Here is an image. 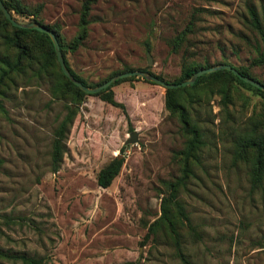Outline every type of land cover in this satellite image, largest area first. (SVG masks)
Instances as JSON below:
<instances>
[{
	"label": "rangeland",
	"instance_id": "374dc122",
	"mask_svg": "<svg viewBox=\"0 0 264 264\" xmlns=\"http://www.w3.org/2000/svg\"><path fill=\"white\" fill-rule=\"evenodd\" d=\"M19 1L30 10L40 6L35 20L54 28L65 47L76 37L84 0ZM248 8L264 27V0H94L85 39L64 57L90 87L139 69L172 82L183 65L220 64L245 69L264 85V60L252 64L262 45ZM111 90L128 119L84 96L51 173L52 131L69 97L54 99L42 81L19 80L7 89L0 101V250L8 258L0 264H23L19 256L44 264H123L130 251L136 264H183L159 234L143 241L167 186L181 177L186 139L180 124L165 111L158 85L135 79ZM263 100L239 88L228 114L216 95L196 108L205 146L177 193L194 232L181 230L188 264H264V177L251 188L250 167L233 163L231 148L239 129L262 114ZM132 131L136 142L127 144ZM115 156L123 163L102 189L96 174Z\"/></svg>",
	"mask_w": 264,
	"mask_h": 264
},
{
	"label": "trees",
	"instance_id": "16d2710c",
	"mask_svg": "<svg viewBox=\"0 0 264 264\" xmlns=\"http://www.w3.org/2000/svg\"><path fill=\"white\" fill-rule=\"evenodd\" d=\"M1 2L15 22H34L44 26L35 20L39 14L40 6L30 10L19 0H1ZM93 2L94 0H84L81 4L78 18V32L68 47L62 45L59 35L54 28L44 26L54 34L65 67L70 75L87 88L93 87L87 86V84L68 67L64 57V51H75L85 39L88 24L87 15L90 5ZM247 13L249 16L248 24L258 33L262 45V51L257 60L252 61L253 65H259L264 60V27L260 24L252 9L248 8ZM16 16L24 19L31 16V18L27 19L26 22H20L17 20ZM175 46H177V44ZM0 48L2 51L0 53V101L5 97L7 89L9 87H15L19 80H24L27 83H30V81H42L47 83L49 92L54 99L69 97L70 104L65 106L66 113L58 121L52 131L49 160L50 171L51 173H55L58 171L65 151L64 140L66 139V135L75 116L77 110L76 106L82 101V98L88 94L80 91L63 76L57 64L52 44L47 35L31 29L14 28L5 20L1 13ZM204 68L208 67L183 65L179 77L172 82H167L158 76L155 77L165 83L178 84L189 80L193 73ZM234 69L241 75L257 81L252 78L245 69ZM136 71L151 74L144 69ZM135 79L148 83L142 78L132 76L117 80L107 88L98 93L90 94V96L97 97L100 101L120 109L125 119H128L124 106L114 100L111 88L121 82ZM103 82L96 84L94 87ZM260 84L263 85L262 83ZM239 88L251 91L264 99L263 92L240 81L237 77L225 70H218L201 75L197 77L190 86L176 89L163 88V107L167 113L177 118L186 142L184 151L181 154V177L175 183L167 186V196L163 197L160 201L159 216L147 226L143 241H146L150 236L156 239L159 234L163 239L170 241L175 251L174 255L177 256L183 264L188 263L183 259L180 249L179 242L182 237L181 230L185 228L190 234H194V232L187 215L183 212V208L177 200V193L179 189L184 187L189 177L193 175V169L199 165L200 154L205 146L204 134L195 111L201 103L208 102L213 95H216L219 97L220 110L228 114V111H226L227 106L231 104L233 95L239 91ZM0 112H3L1 103ZM228 116L229 115H227V117ZM257 117V119H254L251 126L245 125L242 129H239V133L234 137L231 147L232 162L237 163L238 161H242L250 167L249 184L251 188L260 187L264 177V100L262 102V114ZM225 122H228V118ZM122 163V158L117 159V156L112 158L97 172L95 177L96 185L102 189L107 188L119 173ZM3 258L8 257L0 250V260ZM17 258H19L23 264H44L41 258L24 256H19Z\"/></svg>",
	"mask_w": 264,
	"mask_h": 264
},
{
	"label": "water",
	"instance_id": "95a60500",
	"mask_svg": "<svg viewBox=\"0 0 264 264\" xmlns=\"http://www.w3.org/2000/svg\"><path fill=\"white\" fill-rule=\"evenodd\" d=\"M0 13L5 18V20L8 21V23L14 28L31 29V30H35L37 32L44 33L45 35H47V37L49 38V40L52 44L53 51H54V54L56 57V61H57V64L59 66L61 73L72 85H74L76 88H78L80 91H82L85 94L98 93L99 91H101V90L107 88L108 86H110L111 84H113L115 81L120 80V79H124V78H128V77H132V76L142 78L146 82L152 83L154 85H158L164 89H176V88H180V87L190 86L194 83V81L196 80L197 77L204 75V74L212 73V72H215L218 70L228 71L233 76L237 77L240 81H242V82H244V83H246V84H248V85H250V86H252V87H254V88H256V89H258L264 93V86L263 85H261L257 81H254L251 78H248V77L241 75L234 68H232L230 65H226V64H220V65H215L212 67L200 69V70L196 71L195 73H193L192 76L189 78V80L178 83V84L165 83L164 81L158 79L157 77H155L149 73L142 72V71H128V72H122V73L116 74V75L110 77L105 82H103L102 84H100L96 87L87 88L84 85H82L79 81L74 79L73 76L70 75V73L66 69L62 55H61V52L59 50L58 42H57L54 34L50 30H48L44 26L39 25V24L34 23V22H30V23H17V22H15L12 19V17L10 16V14L7 12L5 7L3 6L1 0H0ZM146 57H147L146 63H147V65H150L151 60H150L149 54H146ZM135 142H136V132L132 131L129 133V137H128L126 143L127 144H134ZM119 158L120 157L117 156V159H119Z\"/></svg>",
	"mask_w": 264,
	"mask_h": 264
},
{
	"label": "crops",
	"instance_id": "0c3cea01",
	"mask_svg": "<svg viewBox=\"0 0 264 264\" xmlns=\"http://www.w3.org/2000/svg\"><path fill=\"white\" fill-rule=\"evenodd\" d=\"M137 257H138V255L137 256H135L134 255V253L133 252H128V256H126L125 257V261H124V263L123 264H136V259H137ZM141 262H142V260H141ZM95 264H122V263H109V262H106V261H99V262H97V263H95Z\"/></svg>",
	"mask_w": 264,
	"mask_h": 264
}]
</instances>
